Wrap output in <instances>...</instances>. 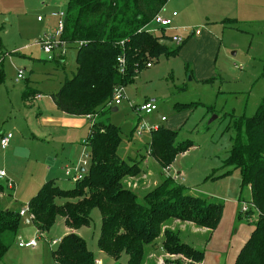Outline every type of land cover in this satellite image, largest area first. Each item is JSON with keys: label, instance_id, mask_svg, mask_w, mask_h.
<instances>
[{"label": "rangeland", "instance_id": "rangeland-1", "mask_svg": "<svg viewBox=\"0 0 264 264\" xmlns=\"http://www.w3.org/2000/svg\"><path fill=\"white\" fill-rule=\"evenodd\" d=\"M67 3L68 0H0V139L2 134H13L9 148L5 150L0 145V171L14 182L10 190L6 181L0 180L4 188L0 209L20 212L51 179H56L62 189H72L74 183L66 174V167L73 170L79 160L90 162V147L85 144L87 129L59 120L56 116L62 114H56L57 107L51 99L66 77L76 72L77 46L65 49L64 69L55 60L61 59L60 51L46 54L37 43L45 36L55 35L57 19L52 14L66 10ZM221 4L223 10L230 9L236 17L222 19ZM165 9L166 17L173 12L179 14L173 33L184 35L181 30L189 29L200 30L201 34L186 39L181 46L163 38L169 51L181 48L152 58L148 62L152 67L146 64L137 71L135 81L125 87L128 99L90 121L100 119L121 129L119 156L129 163L142 164L143 175L124 180L140 202L163 178L174 177L191 195L225 205L216 230L195 231L189 225L195 224L178 220L168 228L179 233L182 242L205 251L207 258L201 264H229L243 235L258 220L256 210L252 219L243 215L239 218L242 203L252 201L251 189L243 185L240 170L227 173L224 161L232 148L235 120L253 116L264 101V0H168ZM147 28L156 36L164 35L154 23ZM171 34V30L166 33ZM21 70L24 75L19 79ZM35 91L43 98L34 100ZM25 92L33 94L29 97L32 99H25ZM152 100L158 111L147 115L137 110ZM182 104L192 106L183 108ZM163 116L167 121H161ZM77 120L86 122L84 118ZM142 124L177 131V143L189 141L192 148L162 169L150 153L151 133H136V127ZM88 169L89 166L86 172ZM91 217V226L78 231L89 250L102 264H128L127 255L117 262L100 252L97 242L102 216L95 209ZM27 221V217H22L21 228L34 231V224ZM65 233L61 217L49 233H35L40 248L48 249L44 250L45 263L54 264L50 251L57 246L51 243L62 239ZM162 240H158L157 248H148L146 263H187L183 256L166 254ZM4 242L23 253L30 251L18 248V237L7 235ZM13 258L0 264H22L11 261ZM27 259L24 264H36L35 259Z\"/></svg>", "mask_w": 264, "mask_h": 264}, {"label": "trees", "instance_id": "trees-1", "mask_svg": "<svg viewBox=\"0 0 264 264\" xmlns=\"http://www.w3.org/2000/svg\"><path fill=\"white\" fill-rule=\"evenodd\" d=\"M167 2L68 0L62 40L69 47L77 46V68L72 77H66L60 90L51 95L57 108L70 116L100 118L112 108L109 103L117 87L133 83L137 73L152 58L177 52L181 47L169 51L163 43V38L169 36H156L147 30ZM121 56L126 60L125 73L119 70ZM56 62L64 64V56ZM23 96L31 95L25 92ZM90 123L86 140L90 147L89 171L86 169L83 179L74 183L72 189H62L56 180H49L28 204L35 215L32 223L38 232L49 233L59 217L73 230L50 251L54 264H96L95 253L77 233L91 226L95 209L102 216L98 248L115 261L127 255L128 264H152L145 262L148 248H157L158 240L163 239L162 249L166 254L183 256L187 260L184 264L203 263L205 251L182 242L179 233L168 228L169 224L178 220L216 230L225 205L191 195L174 177L163 178L144 195V202H140L138 194L127 188L124 180L143 175L142 164L129 163L119 156L123 143L121 129L100 119ZM234 130L232 148L224 166L227 173L240 170L243 185L250 187L258 212L254 230L235 264H264V101L253 116L236 119ZM151 135L150 153L162 169H167L178 155L192 148L189 141L178 144V132L164 126L153 130ZM3 194L4 188L0 186V196ZM253 213L254 209L249 212ZM21 224L20 212L0 209V263L10 249L4 237L16 238ZM164 264L181 262L165 261Z\"/></svg>", "mask_w": 264, "mask_h": 264}, {"label": "built area", "instance_id": "built-area-1", "mask_svg": "<svg viewBox=\"0 0 264 264\" xmlns=\"http://www.w3.org/2000/svg\"><path fill=\"white\" fill-rule=\"evenodd\" d=\"M52 17L57 19V27H56L55 35L45 36V37L41 38L37 43L43 48V50L46 54L52 55L53 53L60 51V55L65 56V49L68 47V44L62 40V36H63L64 29H65L66 11L61 10L58 13L52 14ZM177 17H178L177 12H173L169 17L163 16L160 12L158 15L155 16L152 23H154L156 25L158 30L163 31V34L166 35V33L168 31H170L171 28L173 27L174 19ZM38 20L41 21L42 19L39 17ZM181 31H183L184 35L175 34V35L169 36L170 41L175 46H181L185 42V40L188 39L189 37H191L193 35L198 36L201 34L200 30H196V31L191 30L190 31L189 29H183ZM118 64H119L120 72L125 73V69H126L125 58L122 56L119 57L118 58ZM147 67L151 68L152 65L148 64ZM23 75H24V72L21 70L19 72L18 78L19 79L23 78ZM41 98H42V95H37L35 99H41ZM126 99H128V98L126 97L125 87L119 86L114 90L113 99L109 103V107H114V106L119 107L120 105H122V103ZM137 110L145 112V114H147V115H150V114H153L154 112L158 111V105L155 102H145L142 105H140V107H138ZM88 119H93V118L88 116ZM161 121L162 122L166 121V117H162ZM157 129H158V126H156V125L149 126L146 124H142L141 127H139V125L136 127V133H137V135L141 136L145 131H148L151 133L153 130H157ZM12 139H13L12 133L2 134L1 139H0L1 147L5 150L7 148H9ZM85 144H86V142H85ZM88 166H89V162H87L86 160H80L77 163L76 167H74L73 170L69 167H66L65 171H66V174L68 175V177L71 178L70 180L73 183H77L78 181L83 179L84 172L86 171L85 169H87ZM83 169L85 171H82ZM6 177H7L6 173L4 171H0V179L4 180ZM7 187L9 189H13L14 183L12 181L8 180L7 181ZM252 209L256 210L255 205L253 204L252 201L251 202H243L242 207H241V213L243 216H245V218L252 219L253 214H251V215L249 214V212ZM20 216L21 217H27L28 221H30V222H33L35 220V215L32 213L29 205L20 211ZM60 242H61V239L55 240L54 242L51 243V245L57 246L58 244H60ZM17 244H18L19 248H35L38 245V238H33L30 240L18 238ZM96 264H101V262L99 260H96Z\"/></svg>", "mask_w": 264, "mask_h": 264}, {"label": "crops", "instance_id": "crops-1", "mask_svg": "<svg viewBox=\"0 0 264 264\" xmlns=\"http://www.w3.org/2000/svg\"><path fill=\"white\" fill-rule=\"evenodd\" d=\"M223 1V0H222ZM166 7V6H165ZM223 8H224V5L223 4H221V6H220V9H221V11H220V13H221V18L222 19H227V18H232V17H236L234 14H231V12H230V9H224L223 10ZM164 12H166V9L164 8L163 9V11L161 12V14L164 16L165 15V13ZM167 17H169V16H167ZM178 17H179V14H178ZM177 17V18H178ZM54 18V17H53ZM177 18H175L174 19V25H173V27L171 28V31H172V34L171 35H175V33H173V29H175L174 27H175V21H176V19ZM177 30V28L175 29V31ZM197 35H193V36H191V37H196ZM199 36V35H198ZM190 38V37H189ZM55 60H57V58L55 59ZM54 60V61H55ZM63 66V68L65 69V60H64V64H62ZM62 85V84H61ZM35 92H37V93H34V96L32 97L34 100H35V96H37V95H42L40 92H38V91H35ZM30 95H33V94H31L30 93ZM52 95V94H51ZM29 97H31V96H29ZM28 97V99H32V98H29ZM42 98H43V95H42ZM41 98V99H42ZM26 99V98H25ZM51 99H52V97H51ZM52 101H53V99H52ZM150 102H155L154 100H152V101H150ZM53 103H54V101H53ZM55 104V103H54ZM56 106V105H55ZM57 107V106H56ZM42 113V112H41ZM40 113V114H41ZM56 114H62V115H57L56 117H58L59 118V120L61 119V120H63L64 122L66 121V123H68L69 125H71V126H74V128H76V127H80V128H83V129H87V136L89 137V134H90V125H91V121H90V119H88V117H85V116H82V117H76V116H70V115H67V114H65V113H63V112H61L58 108L56 109ZM62 116H66V117H62ZM163 117H165V116H163ZM77 118H84L85 120H86V122H83V123H78L77 121ZM167 121V120H166ZM88 137H87V139H88ZM11 145V144H10ZM186 154V153H185ZM184 155V154H183ZM80 161V160H79ZM78 161V162H79ZM86 170V169H85ZM84 169H83V171H85ZM146 171V170H145ZM8 176V175H7ZM1 180V179H0ZM5 181H6V183H7V177L4 179ZM51 180H56V179H51ZM49 181V180H48ZM57 181H59L58 179H57ZM14 183V182H13ZM73 183V182H72ZM10 190H12V189H10ZM64 220V219H63ZM27 223H29V221H27ZM26 223V224H27ZM189 225H191V226H193L195 229V231H201V232H205V230L206 229H201V228H197L195 225H192V224H189ZM34 228H35V230L34 231H29L28 229H26V228H21L20 230H19V232H18V235H17V237L18 238H23V239H27V240H30V239H33V238H36L35 237V233H37V228L34 226ZM253 230H254V228H252L251 229V231H249V232H246L244 235H243V237H242V239L240 240V243H239V245H238V247H237V250H235V252L234 253H232V255H231V260H230V258H229V264H235V262H236V259H237V256H238V254H239V252H240V250L242 249V247L244 246V244L248 241V239L250 238V236H251V234H252V232H253ZM71 232H73V230H71V229H69V228H67L66 227V233L65 234H69V233H71ZM216 231H214L213 233H215ZM78 233V232H77ZM16 237V238H17ZM39 241H40V239H39ZM17 246H18V244H17ZM18 248H19V246H18ZM19 249H21V250H26V249H30V251L29 252H27V253H23V251H18V250H16V249H14V248H12V247H10V249H9V251H8V253L6 254V256H5V258L3 259V261L5 260V261H8L9 262V257H11V258H13V257H15V258H13L11 261H16V263H19V262H22V264H24V262L26 263H28V259L27 258H33V259H35L36 261V264H47V263H45V257H44V250L46 251V250H48V249H46V248H40V246H39V243H38V245L35 247V248H19ZM27 256H30V257H27ZM51 258V260H52V262L54 263V261H53V259H52V257H50ZM205 258H207V254L205 253ZM51 260H49V262L51 261ZM4 261V262H5ZM217 261V260H216ZM205 261H203V263H204ZM6 264V263H5ZM31 264V263H30ZM102 264V263H101Z\"/></svg>", "mask_w": 264, "mask_h": 264}, {"label": "water", "instance_id": "water-1", "mask_svg": "<svg viewBox=\"0 0 264 264\" xmlns=\"http://www.w3.org/2000/svg\"><path fill=\"white\" fill-rule=\"evenodd\" d=\"M113 111H114V112L118 111V108H113ZM82 171H83V170H82Z\"/></svg>", "mask_w": 264, "mask_h": 264}]
</instances>
